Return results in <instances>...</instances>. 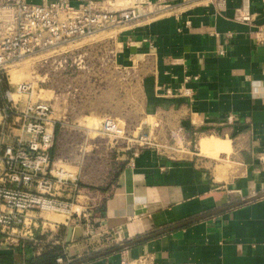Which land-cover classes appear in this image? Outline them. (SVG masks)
I'll return each mask as SVG.
<instances>
[{
  "label": "crops",
  "instance_id": "obj_1",
  "mask_svg": "<svg viewBox=\"0 0 264 264\" xmlns=\"http://www.w3.org/2000/svg\"><path fill=\"white\" fill-rule=\"evenodd\" d=\"M240 4L228 0L222 16L186 8L184 19L195 13L190 27L172 14L121 34L117 62L132 65L141 76L145 115L167 116L173 129L185 131L175 146L162 143L156 146L161 150L147 149L132 163H123L105 187L88 193L85 186L79 189L77 197L85 193L81 203L90 220L74 216L67 221L65 215L62 222L55 220L61 224L56 245L63 261L264 264V196L241 204L264 194V34L259 32L264 0H250L251 24L233 20ZM213 30L219 36L213 37ZM218 49L224 56H217ZM228 115L236 116L238 124L217 127ZM54 117L58 129L61 119L55 111ZM204 138L221 144L203 152ZM51 154L56 157V148ZM64 193L75 194L71 189ZM186 222L191 223L113 251ZM36 235L50 239L40 230ZM1 241L0 236V264H27L37 257L30 245Z\"/></svg>",
  "mask_w": 264,
  "mask_h": 264
},
{
  "label": "built area",
  "instance_id": "obj_2",
  "mask_svg": "<svg viewBox=\"0 0 264 264\" xmlns=\"http://www.w3.org/2000/svg\"><path fill=\"white\" fill-rule=\"evenodd\" d=\"M240 1L233 20L242 24L253 23L255 18L250 10V0ZM227 3L228 0H0L1 244L10 246L15 243L23 248L30 245L35 256H40L47 245L56 243L36 235L40 230V236L46 237L47 225L40 221L37 213L62 214L67 221L74 216L86 219L88 223L90 220L86 210L75 209L74 201L79 191L76 173L56 167V158L51 154L57 142V119L49 102L34 99V93H40L42 89L39 86L45 82L35 77L36 88L32 82L13 85L11 70L27 59L44 56L42 62L46 68L50 62L52 71L70 63L71 68L75 66L77 71L91 56L102 68L107 69L108 66L113 72L127 70L117 62L121 46L115 37L76 50L68 47L162 12H177L174 16L184 26L190 27L195 13L184 19L188 12L186 8L192 11L201 9L206 16H222ZM259 32L264 34V26L259 28ZM210 34L219 36L215 30ZM227 37L231 38L232 34L227 33ZM148 42L150 49L154 50L153 42ZM216 54L224 56L225 52L218 49ZM167 94L171 91L167 90ZM238 121L236 116L228 115L217 127H232ZM101 130L120 139L124 126L117 118H107ZM136 143L143 148L132 154L131 163L143 151L152 148L146 137H140ZM68 189L75 194L62 198ZM53 224L55 229L61 225L58 222ZM62 261L59 258L58 264ZM122 264L128 262L123 261Z\"/></svg>",
  "mask_w": 264,
  "mask_h": 264
},
{
  "label": "rangeland",
  "instance_id": "obj_3",
  "mask_svg": "<svg viewBox=\"0 0 264 264\" xmlns=\"http://www.w3.org/2000/svg\"><path fill=\"white\" fill-rule=\"evenodd\" d=\"M175 14L177 12H174L173 16ZM171 15L170 12H162L123 28L85 38L68 48L76 50L85 45L106 42L108 41L106 39L111 37L120 41L121 34L131 31L134 25L137 26L143 22L153 23ZM44 58L45 56L27 59L13 68L12 83L15 85L21 82H32L36 88L35 77L45 82L39 86L42 89L41 92L34 93V99L40 98L49 102L57 113V118L61 119L56 134V167L63 168L66 172L76 173L79 189L85 186L88 188L85 190L88 193L93 191L92 189L105 187L117 175L120 166L128 162L135 151L142 150L143 147L136 143L140 141V137L148 138L152 148L159 151L161 149L156 146L162 143H167L166 145L171 143L175 146L180 136L184 134V128H172V119L167 116L145 115L140 93L141 76L130 69L132 65L131 67L125 65L127 70L113 72L108 66L107 69L102 68L97 59L91 56L77 71L75 66L71 68V63L67 67L64 64L62 67L58 66L57 69L54 68L55 71H52L50 62L47 64L48 67H45L42 62ZM72 73L74 75H71ZM107 118H117L123 124L124 131L120 139L105 134L101 130ZM150 125L155 126L154 130L150 129ZM64 194L63 192L62 198H67ZM84 194H81L80 198H75V209L78 211L84 210L81 203L84 200ZM61 215L37 213L40 221L47 223L45 234L47 238L50 237L48 239L50 243L58 244L59 242L56 239L58 229L51 228L54 222H62ZM70 262L62 261V264Z\"/></svg>",
  "mask_w": 264,
  "mask_h": 264
},
{
  "label": "trees",
  "instance_id": "obj_4",
  "mask_svg": "<svg viewBox=\"0 0 264 264\" xmlns=\"http://www.w3.org/2000/svg\"><path fill=\"white\" fill-rule=\"evenodd\" d=\"M61 248L57 245H47L40 256L27 262V264H57V259L62 258Z\"/></svg>",
  "mask_w": 264,
  "mask_h": 264
},
{
  "label": "water",
  "instance_id": "obj_5",
  "mask_svg": "<svg viewBox=\"0 0 264 264\" xmlns=\"http://www.w3.org/2000/svg\"><path fill=\"white\" fill-rule=\"evenodd\" d=\"M263 196H264V194H263V195H260V196L253 197V198H249V199H247V200H244L241 204H246V203H249V202L255 201V200H257V199L262 198ZM241 204H240V205H241ZM190 223H191V222H186V223H183V224H181V225H179V226H176V227H173V228H168V229H166V230L159 231V232H157V233H155V234H152V235H149V236H145V237L139 238V239H137V240H134V241L130 242L129 244L122 245V246H120V247L114 249L113 251H118V250H121V249L127 248V247H129V246H132V245H135V244H139V243L145 242V241L150 240V239H152V238H154V237H158V236L164 235V234H166V233H169V232H171V231H173V230H176V229H178V228L184 227V226H186V225H188V224H190ZM71 234H72V229L70 230V237H71Z\"/></svg>",
  "mask_w": 264,
  "mask_h": 264
},
{
  "label": "bare ground",
  "instance_id": "obj_6",
  "mask_svg": "<svg viewBox=\"0 0 264 264\" xmlns=\"http://www.w3.org/2000/svg\"><path fill=\"white\" fill-rule=\"evenodd\" d=\"M208 135H212V134L208 133ZM215 144L220 145L221 141L216 140L214 138H204L203 141L200 144V148H201V150L203 152H207V151H209L212 148L214 149L215 148Z\"/></svg>",
  "mask_w": 264,
  "mask_h": 264
}]
</instances>
